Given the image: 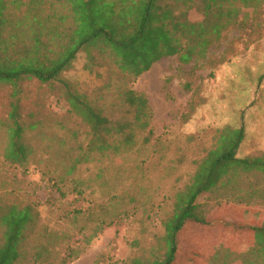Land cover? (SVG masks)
Masks as SVG:
<instances>
[{"label": "trees", "instance_id": "obj_1", "mask_svg": "<svg viewBox=\"0 0 264 264\" xmlns=\"http://www.w3.org/2000/svg\"><path fill=\"white\" fill-rule=\"evenodd\" d=\"M240 2L259 9L264 0H0V87L9 90L8 117L0 119V137L6 140L4 159L25 166L36 155V139L42 136L47 142L46 161L55 168L51 170L50 163L43 161L40 164L61 197L69 190L82 195L97 180L110 184L107 158L135 148L139 132L151 125L148 98L133 84L165 57H176L180 65L206 58L223 32L238 23ZM83 51L88 68L104 60L119 69L122 84L116 91L124 102L112 107L123 106L121 110L130 119L114 120L104 105L64 77ZM31 80L65 86L69 120L79 117L81 122L22 119V83ZM263 80L264 74L259 87ZM38 128L49 130L40 134L35 132ZM246 137L244 119L218 129L214 147L199 163L191 183L175 196L172 214L163 222L161 250L136 258L132 264H174L183 228L190 222L213 225L211 206L199 201L204 194H210L216 206L222 201L252 206L255 195L264 192V153L240 156ZM149 141V137L144 139ZM84 167L89 172L94 167L93 180L83 177ZM109 200L104 208L114 209V217H103L89 242L124 214L121 198L111 195ZM38 220L35 204L8 201L0 194V264L56 263L49 245L28 248ZM241 228L254 232L251 264H264V219L260 225L243 220ZM69 250L59 264L85 253ZM228 252L229 257L236 253Z\"/></svg>", "mask_w": 264, "mask_h": 264}, {"label": "rangeland", "instance_id": "obj_2", "mask_svg": "<svg viewBox=\"0 0 264 264\" xmlns=\"http://www.w3.org/2000/svg\"><path fill=\"white\" fill-rule=\"evenodd\" d=\"M239 7L238 23L223 32L206 58L180 65L176 57H165L133 84L148 98L151 125L139 132L135 148L107 158L110 184L97 180L82 195L69 190L61 197L40 164L50 163L42 136L36 139V155L25 166L4 159L6 140L0 137V194L8 201L35 204L39 210L29 249L49 245L55 264L69 255V247L85 253L68 264H132L136 258L144 259L161 250L163 222L172 214L175 196L191 183L199 163L214 147L220 127L244 119L247 137L239 155L263 153L264 80L260 87L259 82L264 74V2L259 9L241 2ZM88 64L87 53H79L64 77L78 91L87 92L98 105H104L111 118H124L123 106L112 107L124 102L116 91L122 84L119 69L104 60L92 68ZM22 86V119L66 120L71 125L81 122L79 117L69 120L65 86L36 80L25 81ZM8 110L9 90L0 87V119H7ZM30 113L35 116L29 117ZM43 130L49 128L35 132L41 134ZM147 137L150 141L144 142ZM49 168L54 170L55 165L50 163ZM89 171L84 167L81 174L93 180L94 167ZM111 195L121 198L119 206L124 214L89 242L101 219L114 217V209L108 212L104 208L110 205ZM199 201L211 206L213 225L187 224L179 234L174 264H251L254 232L241 226L243 220L261 224L264 192L255 195L252 206L225 201L216 206L210 194ZM228 251L236 253L229 257Z\"/></svg>", "mask_w": 264, "mask_h": 264}, {"label": "crops", "instance_id": "obj_3", "mask_svg": "<svg viewBox=\"0 0 264 264\" xmlns=\"http://www.w3.org/2000/svg\"><path fill=\"white\" fill-rule=\"evenodd\" d=\"M263 153H264V151H263ZM245 156H250V155H255V156H258L259 155V153H257V152H254V153H248V154H244Z\"/></svg>", "mask_w": 264, "mask_h": 264}]
</instances>
